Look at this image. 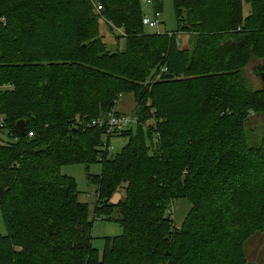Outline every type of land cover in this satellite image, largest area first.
<instances>
[{"label": "trees", "instance_id": "trees-1", "mask_svg": "<svg viewBox=\"0 0 264 264\" xmlns=\"http://www.w3.org/2000/svg\"><path fill=\"white\" fill-rule=\"evenodd\" d=\"M243 1L253 27L235 24L242 0H173L177 29L148 33L140 0H0V84L31 107L0 118L1 131L19 138L0 143V264H251L245 242L264 227V134L250 145L243 124L250 113L264 115V88L249 89L240 69L252 55L264 59V0ZM153 2L157 12L160 0ZM99 19L124 39L122 49H107ZM190 29L200 42L194 63L175 39ZM162 47L168 58L149 66L158 60L151 50ZM206 66L214 68L192 76ZM216 78L221 86H208ZM76 80L86 98L77 124L68 103ZM125 87L140 89L127 113L116 109ZM197 88L210 92L206 107ZM111 112L134 116L135 129L107 131ZM120 135L129 142L109 156L103 143ZM96 161L100 174L87 175L98 188L94 213L125 230L106 238L100 256L87 204L60 173L61 165ZM122 183L123 198L108 204ZM180 195L190 209L175 231L168 207Z\"/></svg>", "mask_w": 264, "mask_h": 264}, {"label": "rangeland", "instance_id": "rangeland-1", "mask_svg": "<svg viewBox=\"0 0 264 264\" xmlns=\"http://www.w3.org/2000/svg\"><path fill=\"white\" fill-rule=\"evenodd\" d=\"M156 1V0H155ZM157 3V2H156ZM98 4V3H97ZM160 8H157V12H155L154 9V2L153 0H140V7H141V16L142 17H148L149 20H156V27L152 26H144V31H147L148 33L152 32H174L177 29V18L175 14V7L173 4V0H160ZM224 8L231 9L230 6H223ZM236 11H238V17H240L242 20L238 21L236 20V25H246L248 28L253 27L255 24L253 22L246 23L242 17V15L245 17L247 13L251 12L250 4L246 3L242 0L241 7H238L237 5ZM242 11V12H241ZM232 18V17H231ZM230 18V19H231ZM233 19V18H232ZM98 23V35L101 40L105 43L107 49L114 50L115 48L122 49L124 46V39L114 40L113 33L110 31V23L108 21H104L102 19L97 20ZM117 34H121L122 30L117 29ZM176 35V40H178V45L180 50H184L185 53L188 55L189 59L193 61L194 63V56L196 57L199 51H200V42L196 44L197 41V33L196 31L190 29L185 32H178ZM236 37V34H235ZM117 46V47H116ZM166 48H160L159 49H152L151 53L156 54L155 58L158 60H154L151 62H147L149 66H154L155 63L158 64V69L162 65L161 61L168 58L167 54L165 53ZM164 50V51H163ZM204 55V54H203ZM204 57V56H202ZM264 59L256 58L255 56H250L249 61L240 69L241 76L243 77L242 81L244 84L251 90L255 89H262L264 88V82L261 79L259 75L256 74V67L261 66V64H264ZM214 68V66H206L203 69H196L192 70V73L197 71L196 74H192V76H198L201 72H203L206 69ZM213 70V69H209ZM208 70V71H209ZM158 71V70H157ZM157 71L150 77H154L155 74H157ZM219 77V76H218ZM209 83V84H208ZM208 86H213L214 84L215 89L219 88L221 86V79H210L207 81ZM10 87V84H0V118L8 117L6 112L11 115H18L17 113H22L26 110L31 109V107H27L26 103H20L19 101L16 102L15 100H11L10 96L8 94L4 95L3 90L8 89ZM83 87L84 83L80 80L75 81V88L73 92V97L70 99V102H68L72 109L69 114H71V118L74 120L73 122L75 124L80 122V115L82 109L85 108L86 104V98L85 94L83 93ZM134 89V90H131ZM200 88H197L198 94V104L199 107H206V101L208 99V95L210 94L207 90H199ZM122 95L118 98L116 109L119 112H130L131 109L137 106L139 103V97L136 96L137 93L140 92V89L138 87H125ZM11 100V101H10ZM219 100V97H217V101ZM144 103V100H142ZM148 103V102H147ZM216 103V102H215ZM104 106L108 107L111 105L110 99H104L103 103ZM204 109V108H203ZM11 111V112H10ZM103 111V110H102ZM86 112V111H85ZM86 114V113H85ZM84 114V115H85ZM31 117V114L30 116ZM68 118V119H71ZM9 119L12 121V118L9 117ZM137 121V120H136ZM148 121H145V123ZM43 122H40L37 124V126L44 128ZM245 126V136L248 140V143L250 145L256 146L261 141V137H263L264 134V115L261 111L257 112L256 114L252 115L250 113V116H248V119H244ZM136 125L134 122L133 128L135 129ZM209 130H211V126L207 127ZM0 129V143H13L18 142L19 138L15 131H7L4 129L1 131ZM208 133V131H207ZM218 134V133H216ZM129 135H132L129 133ZM125 135L115 136L111 137L109 140V145L107 146V149L110 150V154L114 155L115 153H118L124 145H126L129 142L128 136L124 137ZM104 139H107V136H103ZM133 137V135H132ZM151 138L154 140L155 135L153 134ZM7 144V143H6ZM107 144V143H106ZM208 144H206L202 149L208 148ZM106 149V148H105ZM204 150L200 151L199 154L202 156ZM101 171V164L100 162L96 161L91 163L88 168L82 163H71V164H64L60 167V173L63 175H67L71 177L77 187V199L80 202H84L87 204V211H88V220L91 221V245L95 249L98 250V255L100 256L104 245L106 238H113L116 236H120L124 233V226L118 221L114 220H106V218L103 219L100 216H96L95 211H98V208L96 209L97 198H98V188L97 185H94L87 180V175H98ZM185 175V173H182V176ZM182 178V177H181ZM125 187L122 184L119 185L117 190L114 191L112 194V197L108 200V204H111V202H117L119 199L123 198V195L125 193ZM99 200V199H98ZM100 204V202H99ZM107 204V202H106ZM105 204V205H106ZM190 209V203L187 200L186 197L183 196H176L171 201L168 212L171 217V222H173L174 230L177 231L181 224L184 221V218L187 214V212ZM101 212V211H100ZM97 213V212H96ZM115 217V216H114ZM112 216V218H114ZM99 218V219H96ZM93 220V222H92ZM235 220L232 221L230 228L235 227ZM239 225L242 222H237ZM6 233V225L4 223L2 212L0 210V234L3 235ZM178 232H176L177 234ZM245 252L248 261L251 262V264H264V227L254 233L253 236H251L246 242H245Z\"/></svg>", "mask_w": 264, "mask_h": 264}, {"label": "built area", "instance_id": "built-area-1", "mask_svg": "<svg viewBox=\"0 0 264 264\" xmlns=\"http://www.w3.org/2000/svg\"><path fill=\"white\" fill-rule=\"evenodd\" d=\"M94 7L96 11L101 10V6L99 4H94ZM142 23L144 26H152L156 27V20H149L148 17H142ZM105 121L108 122L109 128L107 131H110L112 129L120 130L122 128L128 127L130 124L134 125V122H136V118L132 116L131 114L121 115V114H115L113 112L109 113V118H106ZM94 123V121H92ZM132 126V125H131ZM108 144L105 142L103 143V147L107 149ZM99 219V218H96Z\"/></svg>", "mask_w": 264, "mask_h": 264}, {"label": "water", "instance_id": "water-1", "mask_svg": "<svg viewBox=\"0 0 264 264\" xmlns=\"http://www.w3.org/2000/svg\"><path fill=\"white\" fill-rule=\"evenodd\" d=\"M256 74L259 75L261 77V79L264 82V64H261V66L256 67L255 69ZM17 127L20 130L21 133L24 132V126H23V122L22 121H18L17 123Z\"/></svg>", "mask_w": 264, "mask_h": 264}]
</instances>
